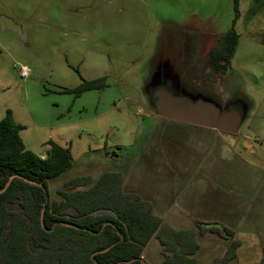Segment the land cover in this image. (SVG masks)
<instances>
[{
  "label": "rangeland",
  "instance_id": "rangeland-1",
  "mask_svg": "<svg viewBox=\"0 0 264 264\" xmlns=\"http://www.w3.org/2000/svg\"><path fill=\"white\" fill-rule=\"evenodd\" d=\"M239 3L240 41L225 87L235 78L245 104L252 106L240 133L229 134L156 116L147 64L157 52L163 60L173 53L176 38L165 40L161 34L168 27L188 30L205 54L233 27V0H0V119L14 111L26 126L24 142L37 154L47 151L49 140L72 149V167L48 180L52 199H62L59 190L73 177L97 180L113 170L123 174L125 192L151 200L153 211L175 228L195 227L196 217L221 224L229 218L230 183L249 185L254 166L261 167L252 156L264 159V0ZM160 60H152L153 65ZM22 66L30 71L27 78ZM77 68L86 79L106 76L108 85L82 96L64 93L81 83ZM230 97L225 91L214 100L223 105ZM253 146L257 154L250 151ZM205 150L211 157L219 150L220 159L228 152L225 157L243 167L222 166L218 159L216 166L213 158L205 164ZM183 212L191 219L182 218ZM97 214L114 215L109 210ZM229 228L238 239L235 228ZM198 239L200 261L207 263L231 244L209 231ZM161 245L156 236L145 245L148 264L163 263ZM246 254L255 252L247 249L235 261L258 258Z\"/></svg>",
  "mask_w": 264,
  "mask_h": 264
},
{
  "label": "trees",
  "instance_id": "trees-1",
  "mask_svg": "<svg viewBox=\"0 0 264 264\" xmlns=\"http://www.w3.org/2000/svg\"><path fill=\"white\" fill-rule=\"evenodd\" d=\"M233 5V27L221 34L212 49L215 68L228 70L239 45L235 27L241 12L239 0H233ZM77 71L81 83L63 89L64 93L82 96L108 85L106 76L86 79ZM13 114L9 109L0 119V189L12 175L38 184L17 176L0 193V264H148L143 251L154 236L162 244L161 264H197L200 244L194 230L172 228L153 213L148 199L125 192L119 172L105 171L97 180L73 177L59 190L62 200L52 199L48 180L72 167L71 147L49 140L47 156L42 158L26 147L20 135L25 125ZM100 210L114 215L97 214ZM199 223L231 240L225 254L209 264H230L241 245L234 231L219 222ZM250 264H264V255L260 262Z\"/></svg>",
  "mask_w": 264,
  "mask_h": 264
},
{
  "label": "flooded vegetation",
  "instance_id": "flooded-vegetation-1",
  "mask_svg": "<svg viewBox=\"0 0 264 264\" xmlns=\"http://www.w3.org/2000/svg\"><path fill=\"white\" fill-rule=\"evenodd\" d=\"M180 29L181 27L179 29L172 28L170 31V27H168L161 30L165 40L172 36L173 40L176 38L178 43H172L175 45L173 53L170 52L169 56L164 58L165 60L157 52L154 56L155 59L152 60L155 61L160 57L162 60L157 65H153L154 62L152 60L147 64V81L154 83L152 84L154 90L165 86L170 81L168 88L172 92L179 94L188 93L198 97L204 96L216 99L214 97L226 91L231 96L226 103L232 102L233 106H237L241 102L243 107H246L245 101L240 95V90L236 89L239 84L236 79L233 78L232 83L228 85L229 87H225L227 70L221 67L215 68V64L212 63L214 61L212 60V49L218 44L221 34L218 36L217 41L207 48V52L204 54L201 53V41L198 38L191 37L188 30ZM219 61L220 59H218ZM148 95L150 97V94ZM151 101L154 102L153 99Z\"/></svg>",
  "mask_w": 264,
  "mask_h": 264
},
{
  "label": "crops",
  "instance_id": "crops-1",
  "mask_svg": "<svg viewBox=\"0 0 264 264\" xmlns=\"http://www.w3.org/2000/svg\"><path fill=\"white\" fill-rule=\"evenodd\" d=\"M239 41H240V39H239ZM13 116H14V114H13ZM163 120H167V122H169V123L180 122V121L169 120L166 118H164ZM182 123H186V122H182ZM187 125H191V124H187ZM191 126L196 128L197 125H191ZM199 127H203V126H199ZM24 129H26V126ZM24 129H22V131ZM204 129L207 131H212L213 133H217V130H212V129H207V128H204ZM21 132H20V135H21ZM218 132H221V131H218ZM46 144L49 146L48 141ZM25 145H26V143H25ZM26 147H27V145H26ZM63 147H68V146H63ZM49 148H50V146H49ZM49 148L47 149V151L49 150ZM117 149H121V148L118 147ZM47 151H41L38 154L40 156H42V158H45L47 156ZM218 151L216 152L214 157H211L212 155L206 154V150H205V154L203 155L204 162L208 158H213L211 163L215 164L216 166H217V163H215V162L218 159L220 161V165H222V166H226V165L227 166H229V165L236 166L237 165V166L243 167V165H241L242 163H239V164L234 163L232 161L233 157L231 160H228L225 156L229 155V153L227 152L225 154L223 152V150H222V152H223L224 156H222L221 159L218 158V156H219L217 154ZM250 151L253 154L258 153L256 147H254V146L252 149H250ZM195 153L196 152L194 151V154ZM197 153H200V151L197 150ZM201 153L203 154V152H201ZM252 157L253 158L255 157L256 159L259 160V162L261 163V167L258 168V167L254 166V168L257 169L258 171L257 170L254 171L255 175L251 179V181H249L250 184L247 186L244 185V187H243V183H241V182L238 183V182H235V180H233V183H230V184L234 187V189L229 186L230 184L226 185V187L231 188V190L233 189L234 192H228L229 196L233 195V197L230 198V203H232V204L229 205V211H231V213H229V215H230L229 218H223L222 219L223 220L222 225L235 228L234 230L236 231V236L238 237V239L240 240V243H241V246L239 248H237L236 257H239L243 251H247V249H250L251 251L255 252V254H246L245 258H247L249 255L258 256L257 260L255 259V262L258 263L261 261V259L263 258V255H264V159H259V156L258 157L252 156ZM236 158L237 157L235 156L234 160ZM236 160H238V159H236ZM228 161H230V162H228ZM223 162H225L226 164ZM205 164H206V162H205ZM251 167H253V166H251ZM114 172H117V171H114ZM220 172H221V170H220ZM257 176L259 177L258 181H255L254 178ZM218 183L224 185V183L222 182V179H220V178H218ZM127 192H129V191H127ZM145 199H147V198H145ZM149 201L152 203L151 200H149ZM152 204H153L152 209L154 210L155 205H154V203H152ZM177 206H178L177 208H179L178 203H177ZM180 209H181V207H180ZM153 213L156 214L154 211H153ZM156 215H158L160 217L159 214H156ZM181 217L185 218V219H191V218H189V216L188 217L186 216L185 212L182 213ZM202 219L205 220L207 223H209V222H219L220 223L221 222L219 220H206L208 218H205V217H203V218H197L196 217V218L192 219L195 222V224H194L195 227L182 228V226H177L175 228V226L173 224L169 223V225H171L172 228L177 229V230H181V229H184V230L192 229V230H194L196 239H197L198 243L200 244L199 249H198L197 253L195 254V257L197 259V264H209V263H213L220 256H218L213 262L208 261V263H207V262L200 261L199 253H200V249H201L202 245H201V242L199 241L198 237L201 233L204 234L205 232L207 233L208 231L211 233H215V234L216 233L219 234V232L212 231L211 229H206L205 227L201 226L199 221H202ZM197 229H198V231H197ZM226 240H228V239H226ZM238 249L240 251V255H239ZM161 255L164 257L163 253ZM236 257L230 262V264L238 263L237 261H235ZM255 262L254 261H243V263H238V264H250V263H255Z\"/></svg>",
  "mask_w": 264,
  "mask_h": 264
},
{
  "label": "water",
  "instance_id": "water-1",
  "mask_svg": "<svg viewBox=\"0 0 264 264\" xmlns=\"http://www.w3.org/2000/svg\"><path fill=\"white\" fill-rule=\"evenodd\" d=\"M151 82H148V86L154 84ZM169 84L170 81L165 86H161L149 93L150 97L154 100L152 108L156 116L186 122L191 125L203 126L207 129L222 131L223 133H240L241 125L248 118L252 103L251 105L246 104V107H243V103L241 102L237 106H233L232 102L221 105L220 101L204 96L198 97L188 93H174L168 88ZM17 176L22 177L27 182L38 184V182L21 175H12L6 186L0 189V193L6 191L12 180ZM41 220V224L44 226V209L42 210ZM68 225L72 224L68 223ZM107 249L105 248L100 252H104ZM117 264H120V262Z\"/></svg>",
  "mask_w": 264,
  "mask_h": 264
},
{
  "label": "built area",
  "instance_id": "built-area-1",
  "mask_svg": "<svg viewBox=\"0 0 264 264\" xmlns=\"http://www.w3.org/2000/svg\"><path fill=\"white\" fill-rule=\"evenodd\" d=\"M20 72H21V75L26 78L29 76V73H30L29 69H27L26 66H22Z\"/></svg>",
  "mask_w": 264,
  "mask_h": 264
}]
</instances>
